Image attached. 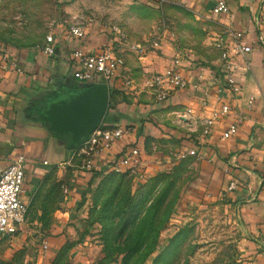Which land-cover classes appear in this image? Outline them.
<instances>
[{
    "label": "crops",
    "instance_id": "0c3cea01",
    "mask_svg": "<svg viewBox=\"0 0 264 264\" xmlns=\"http://www.w3.org/2000/svg\"><path fill=\"white\" fill-rule=\"evenodd\" d=\"M177 1L207 27V42L219 37L229 41L225 31L234 30L244 34L251 48L245 56L248 68L238 72L241 95L229 101L232 114L215 123L208 136L202 135L199 124L181 115L191 107L206 118L217 107L213 96L202 107L201 91L192 88L193 84L210 85L217 49L193 56L179 47L168 52L162 50L167 36L163 35V39L157 37L158 48L152 47L154 39L146 51L139 52L135 47L140 43L131 40L124 28L119 27L121 34H117L97 22L81 40L66 39L58 28L51 58L38 49L0 46V173L17 156L25 159L20 194L25 220L13 236H0V264H48L86 215L100 174L107 173L130 147H136L142 159L141 174L132 176L136 183L178 162H190L194 170L183 192L184 202L189 206L191 202L225 203L237 210L253 242L244 249L241 264H264V0ZM219 1L226 3L227 14L212 12ZM105 44L123 58L124 67L107 86L106 110L98 127L126 126L129 134L96 158L93 170L87 171L81 169L82 159L73 156L78 146L69 147L71 132L52 126L50 111L83 91L73 80L72 51L80 47L98 52ZM237 61L241 63L242 58ZM169 67L177 69L189 85L158 102L145 81ZM127 80L130 87L124 84ZM234 120H239L237 133L221 140V133ZM191 150L197 155L178 161L170 156ZM231 183L235 188L228 191Z\"/></svg>",
    "mask_w": 264,
    "mask_h": 264
},
{
    "label": "rangeland",
    "instance_id": "374dc122",
    "mask_svg": "<svg viewBox=\"0 0 264 264\" xmlns=\"http://www.w3.org/2000/svg\"><path fill=\"white\" fill-rule=\"evenodd\" d=\"M185 9L177 0H0V46L40 51L53 30L64 32L69 23L89 28L97 22L113 33L124 28L140 43L139 52L163 35L162 50L168 52L179 47L193 56L216 50L215 41H206L207 27ZM193 170L190 162H178L157 172L167 171L163 178L153 183L147 178L141 185L123 173L110 174L94 188L86 215L68 234L67 243L76 249L48 264H241L244 249L253 242L237 210L225 203L184 202ZM158 191L164 192V203L153 214L149 205ZM143 194H149L143 226L135 223L123 231L125 213ZM140 228L143 240L137 242L135 231ZM131 249L137 254L124 260Z\"/></svg>",
    "mask_w": 264,
    "mask_h": 264
},
{
    "label": "built area",
    "instance_id": "2783aa9c",
    "mask_svg": "<svg viewBox=\"0 0 264 264\" xmlns=\"http://www.w3.org/2000/svg\"><path fill=\"white\" fill-rule=\"evenodd\" d=\"M158 4L163 0H151ZM214 14H227L228 7L224 1H219L212 9ZM113 31L120 34L119 30L114 28ZM87 27L79 23H69L65 26L64 37L66 39L81 40L85 37ZM55 35L53 30L46 38L44 46L40 52L47 57L55 56ZM225 40L219 37L215 41V47L219 51L217 68L212 71L211 83L208 86L193 84L192 88L200 90L203 98L200 101L202 107L208 106L207 97L213 96L217 101V107L211 111L210 116L200 118L191 107L184 109V119L199 124L201 133L208 136L215 123L224 117L232 114L233 108L229 104L230 100L238 99L241 95V80L238 72L241 68H248L246 54L251 51L247 44L244 34L240 31L226 30ZM261 40V37L259 36ZM152 47L158 48V40L152 43ZM136 50L140 46L135 47ZM143 49L141 48L140 51ZM73 79L82 84H104L107 86L113 78L124 67V60L121 56L115 54L113 46L105 44L98 52H85L82 48H75L72 53ZM242 58V62L237 61ZM125 86L130 87L131 81H125ZM189 82L175 68L169 67L161 73H155L149 76L145 81V87L155 92V98L158 102L165 101L172 92L187 88ZM212 92V93H210ZM239 120H234L228 124L226 129L221 133V140H228L238 131ZM129 134L126 126H115L113 128H96L88 138L80 144L73 156L81 158V169L93 170V162L99 158L103 152L112 148L113 144L124 139ZM194 150L189 152H175L170 154L175 161L186 159L187 157L196 156ZM24 163L22 155L13 159L10 164L0 173V236H13L17 228L24 223L25 208L20 201L21 187L24 181ZM109 171L114 173H128L137 177L142 171V159L139 150L136 147H130L118 160L112 163ZM235 188V184L228 186V191ZM264 206V202H263ZM42 251L46 252L47 245L41 246Z\"/></svg>",
    "mask_w": 264,
    "mask_h": 264
},
{
    "label": "water",
    "instance_id": "95a60500",
    "mask_svg": "<svg viewBox=\"0 0 264 264\" xmlns=\"http://www.w3.org/2000/svg\"><path fill=\"white\" fill-rule=\"evenodd\" d=\"M82 93L63 106L51 107L52 126L58 131H70L71 150L82 144L100 125L107 104V88L104 84H82Z\"/></svg>",
    "mask_w": 264,
    "mask_h": 264
},
{
    "label": "trees",
    "instance_id": "16d2710c",
    "mask_svg": "<svg viewBox=\"0 0 264 264\" xmlns=\"http://www.w3.org/2000/svg\"><path fill=\"white\" fill-rule=\"evenodd\" d=\"M167 171L163 172V173H156L152 176H150L148 179L151 180L152 178V183L163 178L162 176L163 175H166ZM110 174H115L113 171H108L107 173H104V174H100L99 176V181L97 183L96 186H98L99 184H102L104 179L109 176ZM125 175H127L131 180H132V176L129 175L128 173H123ZM145 179H143L142 181H140L139 183L137 184H142V182L144 181ZM146 182V181H145ZM95 186V187H96ZM152 191V190H151ZM151 191L149 193H151ZM93 192V191H92ZM162 192L161 191H158V196L156 197L155 200H153V202L150 203L149 205V209L152 211L154 209V211L157 213L159 208L163 205L164 203V198H165V194L164 192L161 194ZM149 194H143V195H140L139 198L137 199V201L135 200V204L134 205H131L130 209L125 213V220L123 222V231H125L126 229H128L129 227L133 226L135 223H137L138 225H140L139 227L143 226L144 224V219H146V215L148 213V211H144L143 210V207L145 205V202H146V199H147V196ZM145 212V213H144ZM153 212V211H152ZM153 212V214L155 213ZM144 214V215H143ZM141 215H143L142 219L141 218ZM150 221H153V220H150ZM164 221H162L163 223ZM146 223V222H145ZM135 234L137 235L136 236V240L137 242H140V240H143V230L142 228H140L139 230H136L135 231ZM73 246H71V244H68L67 241L65 242V244L59 249L58 253L56 255H59V254H63L65 252H67V250H70ZM138 251V250H136ZM125 257H124V260L126 259H129L130 257L134 256L135 254H137V252H133V250H129V251H126L125 252ZM55 255V256H56ZM106 264V263H104Z\"/></svg>",
    "mask_w": 264,
    "mask_h": 264
}]
</instances>
